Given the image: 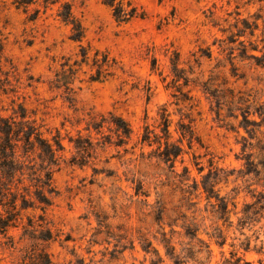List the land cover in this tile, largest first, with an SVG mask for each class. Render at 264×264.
<instances>
[{"label":"rangeland","instance_id":"rangeland-1","mask_svg":"<svg viewBox=\"0 0 264 264\" xmlns=\"http://www.w3.org/2000/svg\"><path fill=\"white\" fill-rule=\"evenodd\" d=\"M62 1L70 3L84 28L81 41L71 38V25L57 16L59 3L44 13L41 10L32 20L33 8L41 5H32L25 12L9 0H0V55L3 63L5 57L15 66L10 68L6 61L4 67L11 71V84L6 85L7 94L0 90V103L7 109L3 114L11 113L12 100L14 105L24 104L45 137L60 135L66 158L74 153L69 138L76 137L78 131L90 135L94 142L102 139L101 134L86 129L90 115L112 112L127 120L133 132L125 146L127 153L114 145L98 147L85 166L63 167L54 173L58 193L45 211L58 234L47 244L54 263L225 264L228 259L231 264H264V209L255 221L238 222L245 203L261 200L264 204V122L259 124L264 117L258 115V107H264V0H130L144 17L126 23H118L103 0ZM243 29L246 31L241 35ZM252 29L254 34L250 35ZM233 34L240 35L235 36V42L230 41ZM81 46L89 49L90 64L95 50L107 54L112 75L103 81H89L96 69L82 63L71 85L76 91L75 104L71 105L64 88L52 89L49 82L66 60L69 64L81 62ZM173 49L180 52L183 61L192 60V54L199 57L192 64L196 73L202 72L201 80L218 75L217 82L227 80L235 93L245 91L247 104L251 103L250 124H244L242 113H233L227 105L217 117L214 100L194 84L183 88L189 91L190 99L178 101L173 94L181 95L167 87ZM154 58L157 69H152ZM163 105L171 114L174 137H178L177 121L185 113L193 118L203 143V147L195 143L189 148L185 141L184 153L175 163L178 173L187 166L190 183L195 179L199 184L200 196L192 195L198 202L194 215V207L177 209L180 192L164 175L145 179L148 198L134 194L133 173L157 170L155 164L130 160L141 152L137 142L145 123L154 127ZM103 132L113 135L107 128ZM153 148L155 145L145 146L143 151L147 154ZM210 169L218 173L220 182L215 190L219 189L221 196L237 194L234 201L240 213L231 214V222H217L226 237L223 245L209 236L213 229L201 184ZM157 199L164 202L163 218ZM40 213L39 208L25 212ZM182 214L195 217L197 238L186 234L181 220L171 225ZM19 233V229H12L8 235L16 240ZM6 240L0 234L2 264H10L12 259ZM165 240L170 241L174 255L169 254ZM148 243L150 252L145 250ZM238 257L241 259L236 261Z\"/></svg>","mask_w":264,"mask_h":264},{"label":"trees","instance_id":"trees-1","mask_svg":"<svg viewBox=\"0 0 264 264\" xmlns=\"http://www.w3.org/2000/svg\"><path fill=\"white\" fill-rule=\"evenodd\" d=\"M9 1L17 9L21 8L25 12L32 5H41V7L36 6L33 8L29 17L32 20L39 16L41 10L44 13L52 5L59 3L57 16L66 24L71 25V38L75 41H81L84 37V28L73 14L71 5L67 1ZM103 3L111 8L112 15L118 23H126L133 18L144 17V13L139 12L130 0H103ZM246 28H251V26H246ZM254 28H257V25ZM245 31V29L240 30L241 35ZM253 34L254 30L252 29L250 35ZM235 36L240 35L233 34L231 42L236 41ZM80 49L82 54L81 62L75 60L73 64H69V60H66L49 82L52 89L64 88L65 99L71 105H74L76 101V91L71 85L82 63L96 69L95 73L90 74L89 81H103L112 75L110 71L112 64H110L107 54L95 50L90 64L89 49L83 46ZM243 49L246 53V47ZM0 50H2V46ZM99 55H102V57H99ZM192 55V60L183 61L181 60L180 52L176 49L171 50L169 54L171 79L168 81L167 87L175 88L181 95L173 94L178 101L190 99L187 94L189 91L185 92L183 88L194 84L200 88L207 98L214 100L217 117L220 115L222 106L227 105L233 113L235 110H239L242 113L244 124H250L251 120L248 116L251 113V103L247 104L248 99L244 95L245 91L238 90L235 93L234 88L227 86V80L222 79L221 83L217 82L219 79L218 75H210L208 79L201 80L202 72L196 73L192 64V62L197 63L199 57H196L195 54ZM208 57L210 58L211 54ZM2 59L3 56L0 55V75L4 76L3 78L0 77V90L2 93L7 94L6 85L11 84L9 77L11 71L4 69V67L7 66L6 61L10 63V68L15 66L5 57L4 63ZM182 64L186 65L187 68L181 66ZM199 66L200 64H198ZM152 69H157L155 58L153 59ZM163 79L165 80L166 76ZM12 103L9 115L3 114L7 109L0 103V234L7 238L6 245L11 249L12 259L10 264H55L47 250V244L56 240L58 234L54 232L51 222L45 216L46 209L52 204L53 195L58 193L54 185V173L63 167L85 166L90 158L94 156L98 147L105 148L106 146L114 145L115 147H123L124 152L127 153L128 150L125 146L129 143L133 130L127 120L112 112H109L108 115L103 113L90 115L86 129L89 131L93 129L97 134H101L102 139L94 142L90 135L84 136L78 131L76 137L69 138V141L73 144L74 153L69 158H66L64 154L65 147L62 144L60 135L55 134L52 139L45 137L41 131V125L37 124L35 118H32L24 104L17 103L14 105L13 100ZM258 108V115L264 117V107L259 106ZM158 115L159 118L156 119L157 123L154 127L145 123L137 142L140 144L141 152L139 156L130 160V162L138 160L139 164H155L157 170L154 172H143L139 169L133 173L134 176L131 181L135 184L134 194L148 198L149 192L144 189L145 179L158 178L164 175L168 180L167 183L180 192V203L177 205V209L184 206L187 210H190L194 207L192 211L194 215L198 210L195 208L198 202L193 201L192 195H195V197L200 196L201 193H197L200 188L199 184L195 179L190 183L187 166H184L183 171L178 173L175 170V163L184 153L183 144L185 141L189 148H192L195 143L203 147V143L196 134L193 126L194 120L190 115L181 113L175 128L178 137H174L170 129L173 121L166 105L160 107ZM234 117L237 118V114ZM263 122L264 119L259 124ZM104 128H107L113 135L104 134ZM157 128H159V132L156 131ZM114 136L115 139L113 140ZM154 145L155 148L149 153H144L143 148L145 146L153 147ZM135 147L136 144L131 147L132 152H134ZM161 164L166 167L161 166ZM221 171L223 170L221 169ZM136 174H139L140 177H136ZM219 182L218 173H214L210 169L204 176L201 187L206 199L205 210L211 217L209 218L211 220L210 227L213 229L209 236L216 238L218 244L223 245L226 237L222 234L217 222L219 220L231 222V214L238 215L240 212L236 211L237 203L234 201L237 194L232 197L221 196L219 189L215 190V186ZM212 199H214V202H212ZM145 202L147 205L149 204L146 199ZM229 203H231L232 208H229ZM155 204H157L158 211H160V218H163L165 214L164 202L161 199H157ZM37 208L42 210V213L38 215L25 214L27 210H36ZM263 209L264 204L261 200L245 203L241 210V216L238 217L239 225H243L247 221H255L257 216L262 217L260 214ZM193 215L191 217L183 214L178 215L172 220L171 225H176L181 220V225L185 228L186 234L191 238H197L199 226L196 224ZM12 229L20 230L16 240L14 236L8 235L9 230ZM143 236L141 237L143 238ZM165 242L167 249H170V251L174 249L169 245V240H165ZM145 247V250L150 252V243L146 244ZM169 254L174 255V251L172 250ZM240 259L238 257L236 261ZM0 264H2V258H0ZM225 264H231V261L226 259Z\"/></svg>","mask_w":264,"mask_h":264}]
</instances>
